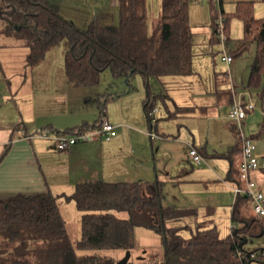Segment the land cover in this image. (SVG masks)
Segmentation results:
<instances>
[{
  "label": "trees",
  "instance_id": "1",
  "mask_svg": "<svg viewBox=\"0 0 264 264\" xmlns=\"http://www.w3.org/2000/svg\"><path fill=\"white\" fill-rule=\"evenodd\" d=\"M257 2L264 0H237L235 10L226 12L225 0H219L220 14H214L212 42H221L217 27L220 15L226 19V46L231 21L240 19L243 37L235 56H242L252 44L256 45L247 86L264 94V17L254 14ZM2 4L11 9L14 27L4 33L28 47V67L38 66L49 51L67 41L64 67L68 82L75 87L97 86L108 69L128 84L131 77L140 74L148 92L144 112L150 125L154 113L150 80L194 74L190 0H162L160 17L151 30L147 0H120L118 25H102L96 16L84 30L65 18L53 0H0ZM102 95L105 97L106 93ZM78 129L86 131L89 126L71 128L58 135H72ZM262 134L264 126L259 132ZM162 185L160 180H97L77 185L69 196L82 212L81 236L75 246L67 235L58 196L46 192L2 199L0 264H105L98 256L80 252L128 251L134 245L135 226L161 235L162 264H264V248H246L250 238L264 234V219L254 212L240 213L239 204L245 196L237 197L232 213V220L238 225L221 237L213 219H201L197 208L164 205ZM116 212H125L128 218L121 219Z\"/></svg>",
  "mask_w": 264,
  "mask_h": 264
},
{
  "label": "crops",
  "instance_id": "2",
  "mask_svg": "<svg viewBox=\"0 0 264 264\" xmlns=\"http://www.w3.org/2000/svg\"><path fill=\"white\" fill-rule=\"evenodd\" d=\"M233 1L235 0H229V2L234 3ZM199 2L204 3V0H190L192 32L195 36L194 30H202L212 41L214 14H220V11H214L212 18L205 12L204 21H198L193 15L191 7ZM91 3H93L91 8L102 11L93 16L96 17L101 14L100 18L105 20L106 24L112 22L111 17L114 18L116 11L119 15L120 0H92ZM62 4H58L60 13L71 20L73 18V3H65L62 0ZM76 5L80 6L77 3ZM231 6L236 5L234 3ZM234 8L231 7L228 11L233 12ZM87 9L90 10L88 7ZM254 14L257 18L264 16V3H255ZM208 18L211 21L210 24L206 25ZM11 24L9 17L3 19L0 17V200L19 194L33 196L50 192L58 196L60 201L63 198L62 194H72L79 184L97 180L105 181V178L129 177L131 163H128V160L132 161L134 157L140 160L145 158L144 150L141 147V149H137V145L139 146V143L143 142L142 140L148 132L142 116L137 114V116L139 115L138 123L133 121L127 123L122 109L118 107L125 98L119 101L109 100L106 116L104 108H106L108 101L104 99L102 102L101 99L106 98L107 92L105 97L102 93L98 94L97 103L95 106L93 105V110L83 112L85 104L80 98H75L78 95V90L74 92V88L80 89V87L77 88L69 82L66 83L64 54L61 58V65L59 60L57 63L59 67L56 66L59 74L61 73V75H57V80H54V76L56 77L54 73L49 76L46 68L49 65L44 67L47 55L38 66L28 67L26 63L29 54L28 47L11 34L4 33V31L14 29ZM86 24H89V21ZM7 36L15 39L4 41V37ZM229 37L231 40L230 35ZM230 40L228 44H230ZM231 55L235 56V52ZM235 61L236 56L232 65L228 66L229 72L225 74L229 76L228 74L232 73L237 79L240 69L235 65ZM252 61L248 65L249 70H251ZM247 72L241 73L243 77L240 78L241 83L238 82L234 87L239 94L249 91L252 99L258 103L256 110L248 111L245 131L248 136L255 140L260 164L259 169L252 174V178L257 183L258 189L264 193V134L259 135L264 126V94L248 88L250 72ZM194 73H197L196 68ZM215 83H217L216 79ZM241 84L244 86L243 88ZM203 87V91L201 90L200 93L204 97L201 103L204 104L201 107L204 117L200 115V118L206 119L207 124L205 128L203 126L196 127L190 133L194 137L191 144L204 157L205 163H194L187 151L185 165L190 163L192 166L187 167L181 164L176 167L171 166V171L178 168L175 172H181L186 169L187 175L180 180V183L190 184L191 191L194 186L198 187L201 193L200 199L204 197L201 199L203 201L201 205L195 203L200 201L197 199L184 208H197L201 219L209 217L213 219L214 223L225 218V221H228V228L232 229L237 226L233 220L231 223L229 221L232 219L235 204L238 202L234 185L239 176L241 153L236 126L227 117L233 101L232 87L229 85L223 87L221 84L216 85L214 89L209 86ZM129 97L130 95L126 98ZM90 101L92 103V99ZM175 107V113L180 115L195 112L194 106L175 103ZM184 107L186 110H178ZM97 110H100V117L90 123V120L95 118ZM154 110L156 109L154 108ZM103 121H107L116 127L118 134L115 138L106 140L104 144L96 135L92 141L77 143L69 146L65 151L58 150L56 142V137L59 136L58 132L83 126H89V130L93 131ZM120 126L123 127L119 131ZM161 129L166 131L164 128ZM198 129L200 132L197 131ZM39 130L45 132V135H41ZM148 133L152 135V125H150ZM199 133L201 136L198 135ZM135 134L138 137L137 145L126 148L124 144L128 139H133ZM161 136L164 145H168L171 139L165 133ZM94 154L98 160L95 163H103L101 168L98 165L99 170L97 167L93 169L91 165L94 162L92 159ZM144 164L145 162H142L140 166L142 169L140 177L137 175L133 181L126 182H150L146 177V169L142 168ZM164 173L165 178H171L167 169ZM156 180H160L164 184V180L159 179L157 175ZM239 207L238 210L242 215L253 214L250 199L244 197Z\"/></svg>",
  "mask_w": 264,
  "mask_h": 264
},
{
  "label": "rangeland",
  "instance_id": "3",
  "mask_svg": "<svg viewBox=\"0 0 264 264\" xmlns=\"http://www.w3.org/2000/svg\"><path fill=\"white\" fill-rule=\"evenodd\" d=\"M53 1L57 4H62V0ZM63 1H65V3H73V18L71 19V21L83 30L88 26V24H86L87 21H89V23L92 21V17H94V14H99L100 12H102L91 8V6L93 5V3H91L92 0ZM76 3L80 6H77ZM233 4L234 3L229 2V0H225V11L229 12L228 10L231 7L234 8L235 6H231ZM62 6L63 4L61 5V7ZM87 7L90 8V10H88ZM161 7L162 0H147V16L150 30L160 17ZM191 10L198 21H204L205 12L209 15L210 18H212V14L214 11H220L219 0H204V3L199 2L198 4H193ZM10 13L11 9L7 4L0 5L1 19L7 17L10 18ZM99 17H101V14L99 15ZM112 17V22H108V24H106L105 20H102L101 18H99L98 20L102 25H118L120 17L117 11L116 13H114V18ZM210 18H208V22L206 23V25L210 24ZM230 29L231 40L226 49L229 53H233L237 50L240 44V40L243 37L242 21L240 19L234 18L230 23ZM200 31L194 30L195 36L193 67L194 70L196 68L197 73H194L190 76H167L162 78L161 81H158L157 79L150 80L149 90L152 94L151 102L153 108L156 109L152 116V135L148 133L150 130V123L148 122L143 110V102L146 99L148 92L143 81L144 79L140 74H135L133 77H131L130 83L128 84L126 79L117 78L112 74L110 69H108L102 73L100 83L97 86L81 87L83 89L74 88V92H77L78 90V95L75 98H80L83 104H85L83 112L93 110V105L95 106L97 103L98 94H104L107 92L106 98L101 99L102 102H104V99L108 101L106 108H104L106 116L107 109H109V100L119 101L120 99L125 98L122 100L123 102L118 107L122 109L127 123H130L132 121L138 123L139 115L137 116V114H140V116H142L143 120L146 123L148 132L147 135H145V138L142 140L143 142L139 143V146L137 145L138 137L136 136V134L134 135L133 139H128L124 144L126 148H129L131 146L135 147L136 145L138 147L137 149L142 148L144 150L145 158L140 160L139 158L134 157L132 161L128 160V163H131L129 177L123 176L117 179L105 178V181H133L137 175V177H140L142 171L140 166L142 162H145L142 168L144 170L146 169V177L150 182L155 181L156 175L159 179L162 178L164 180L162 189L165 193V198L163 199V204L175 205L180 208L187 207V204L189 205L190 203H193L192 201L200 199L201 195L198 187L194 186L193 190L191 191L192 187L190 184L180 183V180L187 175L185 172L186 169L181 172H175L178 170V168L171 171V166L176 167L180 166V164L185 165L187 151L189 153L190 148L194 146L193 144H191L194 141V137L192 136L190 131L193 132L196 127L198 128L203 126L205 128L207 124L206 119L200 118V115L201 117H204V114H202L201 112V107L204 105L201 103L204 100V97H202L203 94L200 93V91H203V86H209L214 89L218 84H221L223 87H226L228 85L232 87V84L235 85L238 82L241 83L240 78H243L241 73H246L247 71V73H249L251 71L249 70L248 65L250 64L251 60L254 59L256 52V45L252 44L246 53H244L242 56L236 57L235 65L238 67V69H240L238 73L239 78L236 79V76L234 74L232 75V73H230L231 76L230 74H228L229 76H226L225 73L229 72V69L227 64L221 61V52L224 51L223 45L220 42H212L209 37L205 35V33H203L202 30ZM14 39L15 38L13 37H4V41H13ZM67 48L68 42L64 41L59 46L55 47L47 53L44 67L49 65L48 67H46L47 72L49 73V76L53 73L56 75V77L54 76V80H57V75H61V73L59 74L58 72L57 67L59 66H57V63H59L60 60L61 65V58ZM215 79L217 80V83H215ZM67 82L68 80H66V83ZM243 87L244 86H242V88ZM157 94L158 97L155 98ZM128 95H130V97L126 98ZM90 99H92V103ZM206 100L208 99L206 98ZM191 102L193 103V105H191ZM175 103L185 106H194L195 112L193 114L186 113L185 115L175 113ZM113 108L117 109L115 107ZM184 109L186 110L185 107ZM95 115V118H92L90 120V123H93V121H95L94 119L100 117V110H97V113ZM92 117L94 116L92 115ZM245 122L244 130L246 129ZM235 126L237 135H239V128L236 124ZM120 127L121 128H119V131L123 126ZM161 128L166 129V131H163ZM199 129L197 131L200 132ZM163 133L167 134V136L171 139L168 145H164V141H162L161 135H163ZM198 135L201 136L200 133ZM98 138H100L102 143L105 144L106 140L104 139V137L98 136ZM94 139L95 137L93 138V140ZM92 159L94 161L91 164L93 166V169L94 167L98 168L100 166L101 168L103 166V163H95V161L97 160L95 154L92 156ZM166 166L167 168H165ZM185 166L190 167L192 165H190L189 163V165ZM166 169L167 172H170L171 178L169 179L163 176ZM62 195L63 198L59 201L61 214L63 220L66 223L67 235L70 238L73 246H75L81 236L82 212L76 208L74 201L69 198V196L72 194ZM203 198L204 197H201V199ZM201 199L200 201L195 203H197V205H201L203 203ZM115 214L121 219L128 218V214L125 212H116ZM229 222L231 223L232 219H230ZM235 223L237 224V222ZM215 224L218 227V232L221 237H225L231 232V229L228 228V221H225V218H223V220H219L217 223L215 222ZM246 248L249 250L264 248V234L259 237L250 238L247 242ZM127 252H130V258L127 264H162L164 261V244L161 235L155 233L151 229H147L141 226L134 227V245L132 249L128 251L121 249L104 252H80V254L84 253L87 255L98 256V258H101L102 261L105 262V264H120L125 259ZM252 264L261 263L253 262Z\"/></svg>",
  "mask_w": 264,
  "mask_h": 264
},
{
  "label": "built area",
  "instance_id": "4",
  "mask_svg": "<svg viewBox=\"0 0 264 264\" xmlns=\"http://www.w3.org/2000/svg\"><path fill=\"white\" fill-rule=\"evenodd\" d=\"M225 20V17L220 15L217 20V27L221 40L220 43L224 47V51L221 52V61L227 64V66H230L234 61V57L230 55L226 49ZM232 92L233 101L227 117L238 126V137L241 145L239 182L234 185V192L237 197L245 196L246 198H249L255 215L264 219V193L258 189L257 183L252 178V174L260 167L257 147L255 140L248 136L244 130V122L247 119L248 111L258 108V103L252 99V95L249 91L239 94L235 91L234 86L232 85ZM94 130L84 131L78 129L72 135L57 136L56 142L58 150L65 151L69 146H73L77 143L92 141L96 135L104 137L106 140H111L118 134L116 127L107 121L101 122L99 126L96 127V130ZM39 133L45 135V132L41 130H39ZM188 154L196 164L205 162L204 157L194 146L190 148Z\"/></svg>",
  "mask_w": 264,
  "mask_h": 264
},
{
  "label": "water",
  "instance_id": "5",
  "mask_svg": "<svg viewBox=\"0 0 264 264\" xmlns=\"http://www.w3.org/2000/svg\"><path fill=\"white\" fill-rule=\"evenodd\" d=\"M161 205V202H160ZM247 242V240H245L242 244L241 247ZM130 258V252H127L125 259L120 263V264H127L128 260Z\"/></svg>",
  "mask_w": 264,
  "mask_h": 264
}]
</instances>
